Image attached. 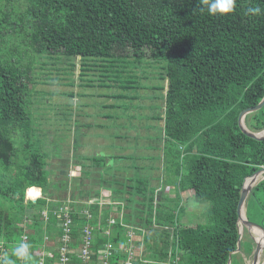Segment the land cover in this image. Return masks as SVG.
Instances as JSON below:
<instances>
[{"label": "trees", "instance_id": "16d2710c", "mask_svg": "<svg viewBox=\"0 0 264 264\" xmlns=\"http://www.w3.org/2000/svg\"><path fill=\"white\" fill-rule=\"evenodd\" d=\"M257 5L264 9V0H236L232 13L209 15L199 10L200 0H0V259L60 264L59 249L65 245V264H82L83 248L90 256L83 264H101L104 243L126 242L120 219L109 224L114 212L100 202L104 187L98 178L97 200L76 207L69 200L72 222L67 241L62 239L58 221L64 218L54 210L64 205L58 192L66 181L49 180L45 153L33 139L31 66L22 62L29 49L80 57L83 70L87 58L118 60L128 51L138 62L147 51L164 63L161 78L168 84L162 93L163 116L156 117L163 120L161 186L152 185L151 178L122 175L123 189L110 191L127 210L123 222L146 231L137 236L141 253L134 264H164L169 253L179 257L178 264H227L229 256L232 264L233 255L243 249L252 256L255 242L245 228L240 251H232L239 236L236 209L243 179L264 166V139L249 137L238 125L239 112L264 95V16L245 14ZM101 67L102 75L111 71ZM126 82L123 87L134 81ZM244 124L263 130L264 105L246 114ZM86 159L88 164L78 160L73 165L80 168V188L87 187L79 192L92 196L96 183L85 185L80 177L91 175V166L100 160L94 155ZM167 184L174 185V196L164 190ZM31 186L41 188L35 201L25 198ZM50 186L57 187L53 195ZM186 191L209 203L205 223H179L176 213L185 210L180 202ZM45 206L46 215L40 211ZM245 215L264 227V178L248 194ZM21 245L28 246L27 261L15 255ZM125 259L124 251H112L108 263L125 264Z\"/></svg>", "mask_w": 264, "mask_h": 264}, {"label": "rangeland", "instance_id": "374dc122", "mask_svg": "<svg viewBox=\"0 0 264 264\" xmlns=\"http://www.w3.org/2000/svg\"><path fill=\"white\" fill-rule=\"evenodd\" d=\"M22 55V62L31 66L28 109L36 133L33 139L45 153L49 180L52 183L58 179L66 181V187L58 192L64 207L70 204L69 200L74 207L80 202L85 205L84 200L90 197L93 201L94 191L98 189L94 181L97 178L104 187L100 202L108 206L109 191L123 189L119 181L122 175L131 176L132 180L151 178L152 185L161 186L158 178L163 175L161 167L165 165L160 157L163 120L156 117L163 116L162 93L168 84L167 79L161 78L162 61H154L146 51L138 62L128 51L126 57L118 60L87 58L83 70L80 57L60 52L35 54L29 49ZM102 65L111 71L102 75ZM130 80L134 82L123 87ZM162 84L163 91L159 89ZM93 155L99 157L100 162L94 163L97 166H91V175L84 173L80 181L85 185L91 181L96 184L91 188L92 196L82 195L79 191L87 187L81 185L80 188V168L73 162L80 160L88 164L90 160L86 157ZM49 189L51 195L57 191L56 186ZM182 197L180 204L185 210L182 213L178 209L176 213L179 223H205L209 203L198 202L190 191L184 192ZM25 198H30L27 193ZM47 199L50 201V197ZM242 228L255 238L245 226ZM260 255L263 261L264 248ZM246 256V249L234 254L232 264H247L252 256Z\"/></svg>", "mask_w": 264, "mask_h": 264}, {"label": "built area", "instance_id": "2783aa9c", "mask_svg": "<svg viewBox=\"0 0 264 264\" xmlns=\"http://www.w3.org/2000/svg\"><path fill=\"white\" fill-rule=\"evenodd\" d=\"M30 189L32 188H28L26 191V193L29 195L30 198H37L39 197L40 195V191L35 189L33 191L30 192ZM29 192L31 194H29ZM114 204H117V202H115ZM65 205H62L60 207H58L57 209L54 210V213L59 217V218H64L63 220H59L58 221V224L61 226L62 230H61V237L64 241H67L68 239V231H69V227H70V224L72 222V219H71V216H70V211L68 209V206L67 207H64ZM121 207V205H120ZM47 209H44L41 213L46 215ZM120 213H119V216L118 218L120 219L123 215V209H119ZM84 213L87 214L88 216H90V214L87 213L86 210H84ZM115 219L113 217H110V220H109V224L112 223ZM109 226H108V229L105 231L106 234H109L110 233V230H109ZM138 229H142L141 227H138ZM143 230V229H142ZM84 232H86L87 236L86 238H90V230H89V226L86 225V227H84ZM144 232V231H143ZM137 236H135V231L130 228L129 230H127L126 232V242L125 244L123 245H117L115 244V247L113 246L112 242L110 241H107L106 243H104L102 245V248L100 250V262L101 264H109L108 263V258L109 256L111 255V252H115V251H118V250H122L126 253V259H125V264H134L135 263V258H136V251L137 249L135 248V238ZM23 238H25V236H23ZM86 243H88V241H86ZM60 264H65V262L67 261V256L65 254V252L67 251V247L65 245L61 246L60 247ZM139 251L141 253V248H139ZM44 253V252H43ZM87 249L86 248H83L82 249V255H83V260H82V264L83 262H86L90 256L87 255ZM178 259L179 257L178 256H174L172 257L171 256V253H169V257H168V262L167 264H177L178 262ZM42 262L40 261V264Z\"/></svg>", "mask_w": 264, "mask_h": 264}, {"label": "water", "instance_id": "95a60500", "mask_svg": "<svg viewBox=\"0 0 264 264\" xmlns=\"http://www.w3.org/2000/svg\"><path fill=\"white\" fill-rule=\"evenodd\" d=\"M263 105H264V95L255 105L248 106V107L242 109L238 114V125H239L241 131L243 133H245L246 135H248L249 137H252V138L257 139V140L264 139V129L260 130V131H252V130L248 129L244 124V117L246 114H248L250 112H254L256 110H259ZM260 175H262V176H261V178H259V180L264 178V166L260 167L258 170H256L252 174L244 177L243 182H242V186H241V190H240V194H239V200L237 203V209H236L237 210V224H238V229H239V236H238L237 247L234 251H232V253L240 251V238L242 236L243 228L239 227V225H240L239 221L242 224V227L245 226L248 230H250L251 227H256L259 230H261V232H262V238H263L262 244H260V242H258L256 238H253V240L255 242V247L252 251L251 264H257L258 256H259L260 252L262 251V249L264 248V227L261 226L260 224H257L255 222L248 220L247 217L241 218V209L244 206L246 199L248 197V194L250 193L252 187L259 181L257 177ZM247 178H251V180L249 183L246 184ZM32 201H35V200L33 199ZM230 261H231V257L229 256L227 264H230ZM262 264H264V262Z\"/></svg>", "mask_w": 264, "mask_h": 264}, {"label": "clouds", "instance_id": "9594fccd", "mask_svg": "<svg viewBox=\"0 0 264 264\" xmlns=\"http://www.w3.org/2000/svg\"><path fill=\"white\" fill-rule=\"evenodd\" d=\"M200 3L203 5V7H201L199 10L201 12L206 11L209 15L232 13L236 7V0H200ZM245 14L248 16H264V9H262L258 5L254 7H249L247 8V11ZM40 196H41V192H40ZM37 198L35 199L28 198V199L36 200ZM15 255L18 258L23 259L25 261L30 259L29 252H28V246L21 245L20 247H18L15 250ZM0 264H12V261L8 258H4V259H0Z\"/></svg>", "mask_w": 264, "mask_h": 264}, {"label": "crops", "instance_id": "0c3cea01", "mask_svg": "<svg viewBox=\"0 0 264 264\" xmlns=\"http://www.w3.org/2000/svg\"><path fill=\"white\" fill-rule=\"evenodd\" d=\"M98 184V183H97ZM99 185V184H98ZM30 188H35V189H37V190H40V192H41V188L40 187H34V186H32V187H30ZM159 189V188H158ZM164 190L167 192V194L169 195V196H174L175 194V189H174V185L173 184H167V185H165L164 186ZM110 192V191H109ZM170 192H172V193H170ZM111 194V193H110ZM125 194H126V192H125ZM184 194V193H183ZM183 194H181V197L183 196ZM192 195V194H191ZM103 197L104 196H102L101 197V199L103 200ZM193 197V196H192ZM106 198H108V201H109V203H110V205H113V206H108L107 204H105V206L106 207H110V209H111V212L113 211L114 212V214H110V216L109 217H113V218H118V216H119V213H120V211H119V209H121V207L119 206V204H114L115 202H118V201H116V200H114L113 198H111V196L109 197V196H106ZM183 198V197H182ZM194 198V197H193ZM27 199V198H26ZM93 199V197H90L88 200H84V203H85V205H87L88 203H90V202H92L91 200ZM98 199V197H94V200L93 201H95V200H97ZM32 200V199H31ZM63 202V201H62ZM118 203H120V202H118ZM186 208H187V206H185ZM47 209V208H46ZM189 209V208H188ZM124 211H127L126 210V208H125V206H124V209H123V212ZM124 214H125V212H124ZM124 214L122 215V217L120 218V221L122 222L121 224L125 227V229H126V231H125V233L127 232V230H129L130 228H132L134 231H135V236H138V234H144L146 231H145V229H144V227H142L141 225H138V224H134V223H124L123 222V220H122V218H123V216H124ZM138 227H141L142 229H138ZM144 231V232H143ZM139 238L138 237H136L135 238V243H136V241L138 240ZM135 248L137 249V251H136V258H135V263H136V261H137V258L140 256V251H139V245H137V244H135ZM42 251H44V250H42ZM173 257V256H172ZM148 261V260H147ZM167 262L168 261H165L164 262V264H167ZM177 264H178V262H177Z\"/></svg>", "mask_w": 264, "mask_h": 264}, {"label": "bare ground", "instance_id": "6f19581e", "mask_svg": "<svg viewBox=\"0 0 264 264\" xmlns=\"http://www.w3.org/2000/svg\"><path fill=\"white\" fill-rule=\"evenodd\" d=\"M257 178L259 180V178H261V175L258 176ZM250 180H251V178H247L246 179V184L249 183ZM245 217L246 216H245V204H244V206L241 209V218H245ZM239 224H240L239 227L242 228V224L240 223V221H239ZM250 231L255 235V238L257 239V241L260 242V244H262L263 243V238H262L261 230H259L256 227H251ZM263 262H264V260L261 261V255L259 254L258 259H257V264H262ZM247 264H251V261H249Z\"/></svg>", "mask_w": 264, "mask_h": 264}]
</instances>
